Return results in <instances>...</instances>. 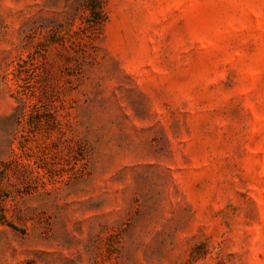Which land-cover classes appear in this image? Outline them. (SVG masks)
<instances>
[{
	"label": "rangeland",
	"instance_id": "rangeland-1",
	"mask_svg": "<svg viewBox=\"0 0 264 264\" xmlns=\"http://www.w3.org/2000/svg\"><path fill=\"white\" fill-rule=\"evenodd\" d=\"M0 264H264V0H0Z\"/></svg>",
	"mask_w": 264,
	"mask_h": 264
}]
</instances>
